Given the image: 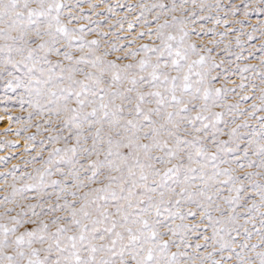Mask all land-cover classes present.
Returning a JSON list of instances; mask_svg holds the SVG:
<instances>
[{
  "label": "snow or ice",
  "instance_id": "snow-or-ice-1",
  "mask_svg": "<svg viewBox=\"0 0 264 264\" xmlns=\"http://www.w3.org/2000/svg\"><path fill=\"white\" fill-rule=\"evenodd\" d=\"M88 7L0 0V264H264V0Z\"/></svg>",
  "mask_w": 264,
  "mask_h": 264
},
{
  "label": "rangeland",
  "instance_id": "rangeland-1",
  "mask_svg": "<svg viewBox=\"0 0 264 264\" xmlns=\"http://www.w3.org/2000/svg\"><path fill=\"white\" fill-rule=\"evenodd\" d=\"M72 3L79 2L83 5V11L85 14L91 12V9L88 7L90 3L95 4H111L113 6L117 4H137L141 2V0H71ZM211 2L215 3L217 0H211ZM224 4H228L229 0H219ZM233 3L237 4L239 7H243L244 0H232ZM101 14L106 13V9L104 7L99 8ZM126 12V9L120 8L117 9V13H119L118 18H122L123 14ZM138 15V13H136ZM241 18V17H237ZM95 19V17H94ZM129 19H133V14H129ZM258 19L257 16L251 17V22L255 23ZM133 22H135L133 20ZM127 28V25H125ZM139 27L137 26V31H139ZM220 31H223V28H220ZM135 32H124L121 35L128 36L129 38L134 36ZM257 40L253 41L254 44H259V34H257ZM131 39H129V43ZM141 43H150L145 37L143 40L140 41ZM259 53H257L258 55ZM253 64H258L259 61H252ZM3 91H0V97H3ZM7 109V111H5ZM26 116V113H21L18 111V105L15 101H6L0 99V158L4 160H8L9 163L5 166L4 164L0 163V173H4L6 169H11L13 165H20L22 166L21 157H24V148H25V140L22 137H18L16 135L17 131L19 130V125L16 123L15 119L9 120L8 117L11 116L13 118L19 116ZM35 132V129L32 130ZM32 134V133H29ZM26 158V157H25ZM30 170V169H29Z\"/></svg>",
  "mask_w": 264,
  "mask_h": 264
}]
</instances>
